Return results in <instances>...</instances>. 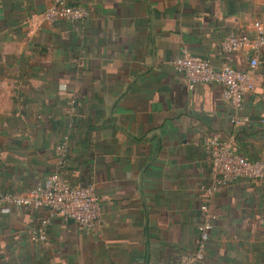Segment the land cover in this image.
Returning <instances> with one entry per match:
<instances>
[{
  "label": "crops",
  "instance_id": "0c3cea01",
  "mask_svg": "<svg viewBox=\"0 0 264 264\" xmlns=\"http://www.w3.org/2000/svg\"><path fill=\"white\" fill-rule=\"evenodd\" d=\"M52 1L0 0V190L40 184L68 136L61 175L91 184L101 215L91 234L52 219L42 245L30 233L44 210L0 209V264H165L192 254L209 179L204 139L264 159V65L235 111L219 85L189 89L171 63L187 49L248 71L251 51L226 55L221 43L253 37L264 0H69L86 20L44 23ZM235 116L248 121L235 127ZM210 208L217 218L200 264H264V185L236 180Z\"/></svg>",
  "mask_w": 264,
  "mask_h": 264
},
{
  "label": "built area",
  "instance_id": "2783aa9c",
  "mask_svg": "<svg viewBox=\"0 0 264 264\" xmlns=\"http://www.w3.org/2000/svg\"><path fill=\"white\" fill-rule=\"evenodd\" d=\"M68 1L53 0L40 18L48 24L57 21L79 22L88 18L85 9L70 5ZM36 17L37 15H31L30 18ZM253 27L255 34L253 37L231 34L221 43V50L226 55L245 48L251 51L248 71H238L227 64L216 68L210 61L192 55L187 49L181 50L179 57L172 61L171 66L189 89H193L198 84L219 85L222 89V99L235 111H240L245 99L254 92V71L264 65V59L261 58V51L264 49V26L256 22ZM67 106L70 114L74 116L77 108L75 100L70 99ZM247 121L246 118L235 116L231 123L238 127ZM67 145L68 136H63L56 147L58 154L56 170L40 184L23 191L0 190V208H33L46 212V217L30 235L33 243L47 244L46 230L51 220L56 217L73 220L86 234H91L99 221L100 203L93 186L87 184L84 187H73L61 175L66 165ZM202 150L209 168V179L201 186L205 199L200 206L202 220L197 228L195 250L188 256L165 264H197L203 261L217 218L210 208L214 194L227 188L237 179H246L264 185V159L250 161L234 153L230 142L221 141L216 137L205 138Z\"/></svg>",
  "mask_w": 264,
  "mask_h": 264
},
{
  "label": "trees",
  "instance_id": "16d2710c",
  "mask_svg": "<svg viewBox=\"0 0 264 264\" xmlns=\"http://www.w3.org/2000/svg\"><path fill=\"white\" fill-rule=\"evenodd\" d=\"M69 2V1H68ZM69 4L70 5H72L70 2H69ZM45 12V11H44ZM75 100V103H76V106H77V108H76V112L78 113V101L76 100V99H74ZM69 101H67V103H68ZM66 103V104H67ZM79 111H80V109H79ZM244 146V144L242 143L241 144V148ZM232 149H233V152L234 153H236V154H238V155H241V156H243L244 158H246V159H248L247 157V155L245 154V152H244V150H242V149H239V148H236V146L235 145H232ZM66 159H67V157H66ZM249 160V159H248ZM250 161H255V160H250ZM65 169V168H64ZM237 180H240V179H237ZM243 180H245V179H243ZM205 259V258H204ZM204 259H203V261H204ZM203 261H201V262H199V263H197V264H200V263H202Z\"/></svg>",
  "mask_w": 264,
  "mask_h": 264
},
{
  "label": "water",
  "instance_id": "95a60500",
  "mask_svg": "<svg viewBox=\"0 0 264 264\" xmlns=\"http://www.w3.org/2000/svg\"><path fill=\"white\" fill-rule=\"evenodd\" d=\"M115 104H113L111 107H110V110H109V114H108V117L111 119V116H112V110H113V107H114ZM70 221H73L70 219Z\"/></svg>",
  "mask_w": 264,
  "mask_h": 264
},
{
  "label": "rangeland",
  "instance_id": "374dc122",
  "mask_svg": "<svg viewBox=\"0 0 264 264\" xmlns=\"http://www.w3.org/2000/svg\"><path fill=\"white\" fill-rule=\"evenodd\" d=\"M43 21V20H42ZM44 23H45V21H43ZM6 208V207H5ZM0 209H3V208H0ZM19 209V208H18ZM40 210H42V209H40ZM31 233H32V231H31ZM31 233H30V235H31ZM31 238V237H30ZM31 241V240H30ZM33 243V242H32Z\"/></svg>",
  "mask_w": 264,
  "mask_h": 264
}]
</instances>
